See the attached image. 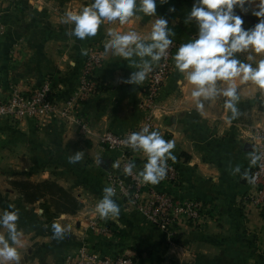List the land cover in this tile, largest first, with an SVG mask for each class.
<instances>
[{
  "label": "crops",
  "instance_id": "0c3cea01",
  "mask_svg": "<svg viewBox=\"0 0 264 264\" xmlns=\"http://www.w3.org/2000/svg\"><path fill=\"white\" fill-rule=\"evenodd\" d=\"M93 2L0 0V14L6 25L0 36V98L8 97L13 88L33 89L50 79L56 100L64 103L78 86L90 47L99 42L104 51V61L97 72L99 91L82 102L71 117L37 121L0 116V155L13 151L17 179L56 181L80 204L78 211L71 214L58 212L49 196L32 204L23 198L17 221L18 231L23 233L19 264H70L82 246L99 256L131 254L137 256V264H264V211L242 212V198L249 190L243 177L253 166L251 136L256 127H264V89L252 81L234 80L239 96V115L235 118L225 107L229 98L222 94L215 99L201 97L204 107L198 111L191 95L195 86L184 79L174 61L153 113L151 131H159L166 141L174 142L170 151L175 161L168 159L179 170L180 181L176 186L164 180L148 184L180 198L206 203L210 209L201 225L184 222L174 233L157 229L128 207L116 190L111 199L119 206V215L101 219L96 212L105 196L104 188L111 187L108 175L119 159L118 152L100 145L101 135L107 130L126 132L136 128L147 115L144 92L149 72L142 84L128 83L143 70L137 67L141 58L127 60L115 55V50L106 53L110 42L107 33L135 32L150 42L152 26L160 16L175 32L170 39L178 50L198 37V26L194 20L185 22L194 0H168L164 4L157 0L154 16L138 12L130 18L131 23L124 25L118 21L101 22L92 39L70 36L75 25L64 22L65 13L82 11ZM258 2L245 5L248 11L239 7L234 10L246 30L260 22L253 15L259 10ZM236 56L253 67L264 60V52L256 53L251 48ZM249 56L253 59L249 60ZM144 59L150 61L151 57ZM217 87L226 88L227 82L217 81ZM85 122L87 132L81 125ZM77 156H81L78 164L67 163ZM145 159L140 151L141 172ZM95 218L110 231L92 229L90 223ZM53 225L61 230L59 239L53 238ZM175 236L180 241H174Z\"/></svg>",
  "mask_w": 264,
  "mask_h": 264
},
{
  "label": "clouds",
  "instance_id": "9594fccd",
  "mask_svg": "<svg viewBox=\"0 0 264 264\" xmlns=\"http://www.w3.org/2000/svg\"><path fill=\"white\" fill-rule=\"evenodd\" d=\"M167 2L168 0H160L161 4ZM255 3L256 0H194L185 22H196L198 37L182 44L173 59L176 68L184 74V79L195 86L191 95L198 111H202L204 107L201 97L208 100L222 94L229 98L225 101V107L231 110L232 118L238 116L236 102L239 96L235 78H240L241 82L252 81L264 89V60H260L253 67L236 56L250 48L256 53L264 52V0H259V10L253 12V15L260 18V22L251 29L242 27L244 21L234 11L237 7L248 11L245 5ZM169 10L175 11L174 8ZM138 12L146 16L156 15L157 0H94L90 6L83 7L82 11H67L64 22L75 25L68 33L70 36L74 35L81 40L92 39L96 36L101 22L112 24L118 21L124 25L131 23L130 18ZM174 36L175 32L168 27V21L159 16L152 26L150 42L135 32H108L110 42L106 45L105 52L115 50V55L127 60L133 56L140 57L137 67H142L143 70L134 74L127 82L142 84L151 71V63L166 57V50L173 43L170 37ZM146 56L151 57V60H145ZM248 59L253 58L249 56ZM217 81L227 82V87L218 88ZM127 143L133 150L142 151L147 157L140 173L144 182L155 185L166 178V159L175 161V156L170 151L175 147L174 142L166 141L159 131H150L148 127H143L139 132L132 133ZM259 159L260 157L253 156L251 163L254 165ZM80 160L81 156H77L67 163L75 165ZM134 167V163H129L124 169L125 174L130 175ZM239 170L237 167L236 171ZM104 193V198L96 206V212L101 219L118 216L120 208L111 199L116 195L115 189L106 187ZM18 219V211L5 209L0 214V227L7 229V235L0 233V264H19L18 248L22 247L23 233L22 230L18 231ZM51 231L54 239H59L62 235L60 228L55 225Z\"/></svg>",
  "mask_w": 264,
  "mask_h": 264
},
{
  "label": "built area",
  "instance_id": "2783aa9c",
  "mask_svg": "<svg viewBox=\"0 0 264 264\" xmlns=\"http://www.w3.org/2000/svg\"><path fill=\"white\" fill-rule=\"evenodd\" d=\"M6 31V25L0 14V36ZM177 50L173 42L166 50V57L156 61L148 74L145 87L144 106L147 115L143 123L126 132L107 130L100 137V145L108 150L119 153L118 162L114 171L108 175V182L123 198L126 205L142 214L145 220L157 229L174 233V229L184 222L191 226H199L207 218L209 206L194 198H180L169 191H161L144 182L140 173L141 164L138 163V153L127 143L128 137L139 132L143 127L151 131L154 124L153 113L168 76L171 73L174 55ZM104 61L102 46L92 45L84 59L83 70L78 86L72 96L64 103L56 100L53 83L45 79L40 86L33 89L13 88L6 98H0V116L16 120L35 119L45 121L51 118H69L75 110L89 96L99 91L100 80L97 72ZM85 132L89 131L88 124L81 123ZM253 156L260 157L245 174L244 181L249 190L243 195L244 207L242 212L264 211V127H256L251 136ZM147 162V157L144 164ZM129 163L135 167L130 175L124 169ZM172 186L178 185L180 174L177 167L166 159V178L163 179ZM254 181V182H253ZM90 227L102 233H108L109 227L99 222L98 218L91 221ZM70 264H137V258L131 254L116 257L109 255L99 256L91 253L89 248L82 246L78 257Z\"/></svg>",
  "mask_w": 264,
  "mask_h": 264
},
{
  "label": "trees",
  "instance_id": "16d2710c",
  "mask_svg": "<svg viewBox=\"0 0 264 264\" xmlns=\"http://www.w3.org/2000/svg\"><path fill=\"white\" fill-rule=\"evenodd\" d=\"M11 186L18 190L26 203H35L47 196L51 197V202L58 212L74 214L80 208L77 199L58 184L56 181L34 182L23 179H13L10 182ZM174 241H180L179 237H174Z\"/></svg>",
  "mask_w": 264,
  "mask_h": 264
},
{
  "label": "rangeland",
  "instance_id": "374dc122",
  "mask_svg": "<svg viewBox=\"0 0 264 264\" xmlns=\"http://www.w3.org/2000/svg\"><path fill=\"white\" fill-rule=\"evenodd\" d=\"M96 43L99 44V42ZM155 63L152 65V68L154 67ZM13 155H14L13 151H10L5 154L2 153L0 155V207L3 209V211L5 209L9 211H18L19 214L20 212L19 204L23 202L22 200L23 197L22 194L15 192L10 184L11 180L19 178V175L14 172L15 167L13 166ZM10 205L12 206L11 208L9 207ZM26 221H28V218L26 219ZM0 233L7 235V230L6 229L4 230L2 227H0ZM123 254H127V253H121L115 256L112 255L109 256L116 257ZM70 258L72 259V257Z\"/></svg>",
  "mask_w": 264,
  "mask_h": 264
}]
</instances>
